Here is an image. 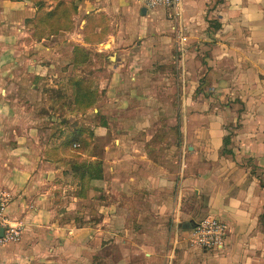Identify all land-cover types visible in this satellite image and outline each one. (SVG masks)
Listing matches in <instances>:
<instances>
[{
	"label": "crops",
	"instance_id": "crops-1",
	"mask_svg": "<svg viewBox=\"0 0 264 264\" xmlns=\"http://www.w3.org/2000/svg\"><path fill=\"white\" fill-rule=\"evenodd\" d=\"M30 2L0 7L32 20ZM76 6L69 30L0 34V195L23 228L0 248V264H264V0ZM177 57L178 135L172 116L141 111L154 105L149 75ZM87 68L110 80L95 106L77 111L62 71ZM52 90L66 97L57 102ZM204 218L226 226L222 250L190 237Z\"/></svg>",
	"mask_w": 264,
	"mask_h": 264
},
{
	"label": "rangeland",
	"instance_id": "rangeland-1",
	"mask_svg": "<svg viewBox=\"0 0 264 264\" xmlns=\"http://www.w3.org/2000/svg\"><path fill=\"white\" fill-rule=\"evenodd\" d=\"M1 1L2 0H0V2ZM45 1L49 6L50 5L53 6L51 0H45ZM33 6H34L33 2H30L29 5H26L27 8H31V9H33ZM10 12L11 15H7L3 12L2 8L0 7V34L12 35L20 32L30 33L32 37L35 39L39 38V35H41L42 37L52 35V34H48V33L45 34L43 32H40L39 27H37V25L34 24V20L37 12L35 11L32 12V17H33L32 20L31 18H28V16L31 13L28 10H27L28 14L24 10L15 9V8ZM21 69L22 68H18L17 70V72L19 71L18 74L19 78L21 79V82H26L28 78L25 76L24 73L21 72ZM165 69L166 66H164V70ZM164 70H162L160 73L149 75L148 79L150 80V87L153 86L154 89L149 91L148 93L149 95L147 96V99L149 98L151 103H154V105L147 106L144 109H141V111H145V113L147 114L157 113L159 115L165 114L168 116H172L173 117L172 125L174 129L173 131L177 132L178 135L179 134L178 129L182 125V121L180 120V115L182 116L183 113L185 114V104H184L185 81L183 79L184 74L181 68V58L177 57L174 60V64H170L167 67L166 71ZM62 72L64 77L63 80L65 83L73 84L74 81H76L77 83H82V85L83 84L87 85L90 88L93 87L94 90L92 92L96 94V98H95V102L91 107L95 106V104H97L104 96L103 95L104 92H100L101 91L100 87H102L103 85L102 82L105 83L110 80L109 79L110 75L105 70L102 69L87 68L81 71L78 69V70H74L73 72H68V71L67 72L62 71ZM5 78H6L5 73L0 70V97L3 96V90L5 89V85H4ZM72 92L74 94L75 90H72ZM50 95L51 98L56 99L57 102L63 101L64 98L66 97L65 95H61V91H57V90L50 93ZM35 99H37V97ZM35 102L37 103L36 100ZM131 106H133L131 107L132 110H134V112H137L136 105H131ZM153 124L154 125L159 124L165 127L164 122H153ZM168 124L170 123L168 122ZM180 140L181 139L179 137H176L174 139V146H178L180 144ZM228 146L229 144L224 148L223 155H225L226 151H228ZM2 162H4L3 154L0 155V178L3 177V173H4ZM174 162L179 163V165H181V163L179 162V155L177 153L174 154ZM177 182H178V178H175V186H174L175 190L178 189ZM187 204L189 203H186V205Z\"/></svg>",
	"mask_w": 264,
	"mask_h": 264
},
{
	"label": "built area",
	"instance_id": "built-area-1",
	"mask_svg": "<svg viewBox=\"0 0 264 264\" xmlns=\"http://www.w3.org/2000/svg\"><path fill=\"white\" fill-rule=\"evenodd\" d=\"M143 6L148 9H171L179 6L181 0H140ZM7 198L0 195V248L8 243L20 240L22 226L7 218ZM190 237L198 246L204 249L219 251L222 250L227 237V228L221 221L214 218H204L198 221L190 229Z\"/></svg>",
	"mask_w": 264,
	"mask_h": 264
},
{
	"label": "trees",
	"instance_id": "trees-1",
	"mask_svg": "<svg viewBox=\"0 0 264 264\" xmlns=\"http://www.w3.org/2000/svg\"><path fill=\"white\" fill-rule=\"evenodd\" d=\"M20 1V0H16ZM37 7V13L34 24L39 27V31L45 34H53L60 30H69L71 28V17L76 13V3L82 0H51L55 3L52 10L45 11L48 6L45 0H30ZM39 35V34H38ZM41 37V35H39ZM80 55H84V50L77 48ZM83 60V59H82ZM73 104L77 111H84L90 108L95 102L96 94L86 85L74 81ZM229 144V136L223 139V146Z\"/></svg>",
	"mask_w": 264,
	"mask_h": 264
},
{
	"label": "water",
	"instance_id": "water-1",
	"mask_svg": "<svg viewBox=\"0 0 264 264\" xmlns=\"http://www.w3.org/2000/svg\"><path fill=\"white\" fill-rule=\"evenodd\" d=\"M190 226H191V225H189V224H188V226H187V227H188V228H190Z\"/></svg>",
	"mask_w": 264,
	"mask_h": 264
}]
</instances>
